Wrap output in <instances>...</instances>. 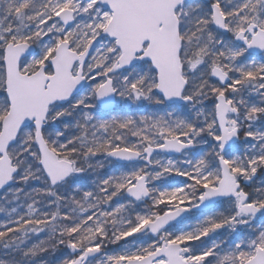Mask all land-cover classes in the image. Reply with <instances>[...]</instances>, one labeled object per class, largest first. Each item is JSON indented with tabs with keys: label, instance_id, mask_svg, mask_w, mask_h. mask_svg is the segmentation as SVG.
I'll return each instance as SVG.
<instances>
[{
	"label": "snow or ice",
	"instance_id": "1",
	"mask_svg": "<svg viewBox=\"0 0 264 264\" xmlns=\"http://www.w3.org/2000/svg\"><path fill=\"white\" fill-rule=\"evenodd\" d=\"M264 264V0H0V264Z\"/></svg>",
	"mask_w": 264,
	"mask_h": 264
},
{
	"label": "trees",
	"instance_id": "2",
	"mask_svg": "<svg viewBox=\"0 0 264 264\" xmlns=\"http://www.w3.org/2000/svg\"><path fill=\"white\" fill-rule=\"evenodd\" d=\"M49 259H52L54 264H57L56 258L55 257H49Z\"/></svg>",
	"mask_w": 264,
	"mask_h": 264
}]
</instances>
